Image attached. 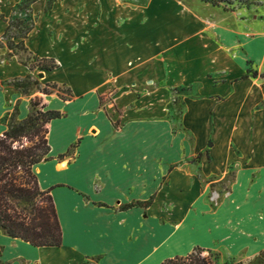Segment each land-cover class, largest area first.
I'll return each instance as SVG.
<instances>
[{"label":"crops","instance_id":"0c3cea01","mask_svg":"<svg viewBox=\"0 0 264 264\" xmlns=\"http://www.w3.org/2000/svg\"><path fill=\"white\" fill-rule=\"evenodd\" d=\"M22 1L33 13L25 47L54 60L45 82L69 93L49 101L60 116L48 121L47 158L34 167L62 243L33 246L1 231L0 264H161L195 246L233 248L264 235V142L243 131L244 114L264 109L257 18L203 0H0V12ZM10 66L0 64V135ZM174 96L183 100L170 103ZM164 109H183L185 151L207 154L203 177L234 166L219 205L199 196L192 168H170L182 139ZM73 145L75 158L60 157Z\"/></svg>","mask_w":264,"mask_h":264},{"label":"rangeland","instance_id":"374dc122","mask_svg":"<svg viewBox=\"0 0 264 264\" xmlns=\"http://www.w3.org/2000/svg\"><path fill=\"white\" fill-rule=\"evenodd\" d=\"M231 2L228 9L240 11L241 18L250 20L257 18L259 20V25L263 28L260 31L262 34L264 31V0H231ZM32 24L33 13L30 3L27 1L11 5L7 12H0V49L4 51L3 56L0 57V64L7 63L8 66L14 67L13 72L5 77L1 83L5 85L4 108L8 109L4 116L5 124L12 127L23 119H29L28 124L34 122L42 124L38 132H30L27 136L18 137L14 145L34 147L36 150H40L44 147L43 140L46 138L48 121H43L46 117L43 113L48 109L49 101L56 96L67 99L69 93L65 87L45 82L47 68L55 66L54 60L41 59L31 55L25 47L23 38ZM17 69H22L25 72L22 73ZM176 91L180 93L178 89ZM168 100L170 103L178 104L183 98L182 96H174ZM213 111H211L212 116ZM182 112L183 109H164L165 120L173 121V132H179L182 139L179 150L180 158L170 168L180 169L188 173H191L192 168L203 189L199 196L213 208L229 195L231 183L235 178V168L230 165L228 170L224 172L211 173L206 177L202 176L203 163L207 154L203 153L201 157L197 158L195 154L185 151L183 143L189 139V136L180 122ZM243 131L245 138L264 142V109H250L244 114ZM212 134L213 130L211 136H213ZM231 147L235 154H240V150L234 144ZM76 151V147L73 145L60 157L65 156L73 159L76 156ZM168 176L169 173L164 174L161 184L167 182ZM153 197L149 198L147 204H151ZM134 204L136 203L133 202L132 205ZM160 210L165 211L164 208H160ZM166 220L160 218L159 222ZM235 229L238 230L239 227L236 226ZM1 231L0 229V234ZM262 249H264V235L260 233L258 237L256 234L249 235L242 245L233 248L223 244H215L210 248V252L205 250L203 254H210L215 264H264V259L254 260ZM1 250L2 247L0 246V252ZM95 262L93 259L84 262V264H97Z\"/></svg>","mask_w":264,"mask_h":264},{"label":"trees","instance_id":"16d2710c","mask_svg":"<svg viewBox=\"0 0 264 264\" xmlns=\"http://www.w3.org/2000/svg\"><path fill=\"white\" fill-rule=\"evenodd\" d=\"M203 1L213 5L223 4L226 10L232 3L231 0ZM43 115L46 116L43 121L47 122L59 117L60 113L47 109ZM28 120L23 119L17 125L7 127L0 135V229L8 236L33 246H59L62 229L55 204L50 190L40 188L34 173L35 165L47 158V139L43 140L44 147L40 150L14 145L18 137L40 129L42 124H28ZM203 251V248L195 246L185 255L166 258L161 264H215L210 254L205 255ZM255 259H264V249Z\"/></svg>","mask_w":264,"mask_h":264}]
</instances>
